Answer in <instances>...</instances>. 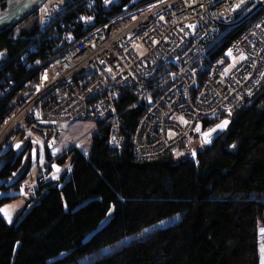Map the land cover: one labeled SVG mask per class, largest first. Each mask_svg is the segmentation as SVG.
I'll return each instance as SVG.
<instances>
[{
	"label": "trees",
	"instance_id": "16d2710c",
	"mask_svg": "<svg viewBox=\"0 0 264 264\" xmlns=\"http://www.w3.org/2000/svg\"><path fill=\"white\" fill-rule=\"evenodd\" d=\"M6 1L0 0V11ZM130 2L121 0L98 20ZM263 16L258 10L227 31L212 57ZM37 29L17 34L16 26L11 28L0 35V51L17 55ZM8 72L16 80L25 68L13 65ZM155 94L139 100L124 87L117 105L126 138L123 150L109 146L108 125L96 122L91 153L73 156L71 178L63 186L46 179L34 195L41 200L13 223L2 207L15 200L10 194L20 190L26 174L11 182L22 157L6 162L0 169V264H72L84 257H89L86 264H261L264 85L226 118L227 131L212 145L177 158L176 151L187 146L183 144L159 159L140 161L130 149V138ZM3 114L0 106V118ZM218 122L202 125L208 129ZM177 214L179 220L159 226Z\"/></svg>",
	"mask_w": 264,
	"mask_h": 264
},
{
	"label": "built area",
	"instance_id": "2783aa9c",
	"mask_svg": "<svg viewBox=\"0 0 264 264\" xmlns=\"http://www.w3.org/2000/svg\"><path fill=\"white\" fill-rule=\"evenodd\" d=\"M120 2L49 0L29 43L17 55L0 51V149L17 134L55 156L76 124L104 122L109 146L121 152L117 105L126 87L139 100L156 92L130 138L136 159L156 160L199 140L205 120L227 118L264 85V16L212 57L228 30L264 11V0H131L98 20ZM13 65L25 75L14 80ZM41 162L38 177L20 187L28 198L48 177Z\"/></svg>",
	"mask_w": 264,
	"mask_h": 264
},
{
	"label": "rangeland",
	"instance_id": "374dc122",
	"mask_svg": "<svg viewBox=\"0 0 264 264\" xmlns=\"http://www.w3.org/2000/svg\"><path fill=\"white\" fill-rule=\"evenodd\" d=\"M38 14L28 17L27 19L19 22L16 25L17 34H24L35 30L38 26L41 9L38 10ZM243 57L234 58L232 62V67H226L224 73H229L234 67H236ZM95 123H79L76 124L69 132H66L59 141V150L55 156L49 152V149H46V152L42 150L38 143L33 141L29 136L25 137L22 135H13L0 149V169L6 164L10 159H17L22 157V165L20 169L11 177V182L19 180L24 174L25 183L29 184L31 180H34L40 174L42 168V158L45 157V161L48 165L59 164L58 160L63 158L62 163L59 165L61 170L59 172L51 171L50 168L48 172L47 180L59 182L60 186H63L66 181L71 178L73 170V156L78 152H82L86 156L91 153L92 150V136L96 131ZM202 133L208 129H204ZM24 138V143L18 147V144ZM67 140L66 142H64ZM205 142L203 141L202 136L199 140L188 143L187 146L181 150H177L175 156L177 158H182L190 154L192 150H198L203 147ZM49 156L51 159H49ZM51 171V172H50ZM10 195L15 196V200L12 203H8L2 207V213L9 223H13L19 215L24 216L29 210H31L35 204L41 200V196H34V200L24 196L20 190H13ZM180 214H177L167 221H164L159 224V226H167L179 220ZM147 228L146 230H149ZM128 237L127 239H129ZM261 255L262 261H264V227L261 229ZM66 254L63 253L60 255V258H63ZM89 261V257H84L79 259L77 262L72 264H86Z\"/></svg>",
	"mask_w": 264,
	"mask_h": 264
},
{
	"label": "water",
	"instance_id": "95a60500",
	"mask_svg": "<svg viewBox=\"0 0 264 264\" xmlns=\"http://www.w3.org/2000/svg\"><path fill=\"white\" fill-rule=\"evenodd\" d=\"M48 1L49 0H7L5 6L0 11V35L40 10ZM225 121H227V124L223 127H219L224 124ZM229 125L230 120L223 119L206 130L202 135L205 144L212 145L227 131ZM23 143L24 140L18 144V147ZM52 170L54 172H59L61 167L58 164H53Z\"/></svg>",
	"mask_w": 264,
	"mask_h": 264
},
{
	"label": "bare ground",
	"instance_id": "6f19581e",
	"mask_svg": "<svg viewBox=\"0 0 264 264\" xmlns=\"http://www.w3.org/2000/svg\"><path fill=\"white\" fill-rule=\"evenodd\" d=\"M251 8H252V6L250 7V9H251ZM257 11H258V10H257ZM262 11H263V10H262ZM255 12H256V11H255ZM255 12H254V13H255ZM254 13H253V14H254ZM253 14H252V15H253ZM252 15H250L249 17H247L245 20H247L248 18H250ZM245 20H244V21H245ZM244 21H243V22H244ZM241 23H242V22H241ZM238 25H239V24H238ZM252 26H253V25H252ZM228 31H229V30H228ZM202 72H203V73H210V64H202ZM49 152H50V151H49ZM31 181H33V180H31ZM22 184H27V183L24 182V183H22Z\"/></svg>",
	"mask_w": 264,
	"mask_h": 264
},
{
	"label": "snow or ice",
	"instance_id": "6c2138e0",
	"mask_svg": "<svg viewBox=\"0 0 264 264\" xmlns=\"http://www.w3.org/2000/svg\"><path fill=\"white\" fill-rule=\"evenodd\" d=\"M106 2H107V0H106ZM226 124H227V121H225L224 124L220 125L219 127H223ZM261 264H264V261H262Z\"/></svg>",
	"mask_w": 264,
	"mask_h": 264
},
{
	"label": "crops",
	"instance_id": "0c3cea01",
	"mask_svg": "<svg viewBox=\"0 0 264 264\" xmlns=\"http://www.w3.org/2000/svg\"><path fill=\"white\" fill-rule=\"evenodd\" d=\"M67 140H65L64 142H66Z\"/></svg>",
	"mask_w": 264,
	"mask_h": 264
}]
</instances>
